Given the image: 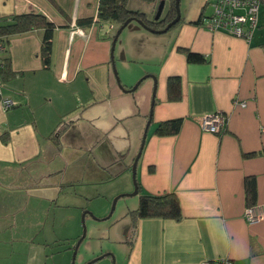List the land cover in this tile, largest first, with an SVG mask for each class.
I'll list each match as a JSON object with an SVG mask.
<instances>
[{
  "label": "crops",
  "instance_id": "0c3cea01",
  "mask_svg": "<svg viewBox=\"0 0 264 264\" xmlns=\"http://www.w3.org/2000/svg\"><path fill=\"white\" fill-rule=\"evenodd\" d=\"M98 1L0 0V19L39 13L55 27L48 65L42 30L11 37L1 54L9 73L0 71V264H68L62 254L80 237L68 208L118 179L106 190L121 196L119 214L129 219L123 241H113L120 264H264V7L249 41L209 31L198 22L211 14L208 0H187L166 33L131 22L111 50L119 27L97 21ZM218 113L227 118L221 133L202 130L199 119ZM172 120L176 134L155 133ZM146 127L140 191L126 198ZM246 179H254L252 207ZM162 194L177 197L179 221L132 218L140 195ZM248 208L261 218L249 222ZM107 250L99 256L112 260Z\"/></svg>",
  "mask_w": 264,
  "mask_h": 264
},
{
  "label": "trees",
  "instance_id": "16d2710c",
  "mask_svg": "<svg viewBox=\"0 0 264 264\" xmlns=\"http://www.w3.org/2000/svg\"><path fill=\"white\" fill-rule=\"evenodd\" d=\"M131 1L133 0H99L97 21L101 23H112L120 27L125 21L129 19H138L141 20L144 25L156 30H160L175 18V0H164V8H167L166 13L164 16L161 15L158 20L148 17L137 9H132V7L129 6ZM138 1L146 4H152L156 11V8L161 0ZM209 2L210 0H208V4ZM260 5L264 7V0L261 1ZM201 20L202 19L200 17L198 22H201ZM78 24L82 27H87L91 25V20L89 19L79 21ZM54 29V25L42 14L24 13L13 15L10 18L0 19V43L7 45L8 40L13 36L22 35L34 30H42L43 37L40 56L42 57L45 65H48ZM187 59L188 61H202V57L196 56L190 52L187 53ZM0 71L5 74L9 73V59L2 57L1 54ZM170 82L171 84L178 85L177 79H173ZM179 127L180 120L167 121L160 123L155 133L159 136L174 135L178 132ZM254 187V179L245 180L246 207H252L255 204ZM137 191L138 193L140 191L138 184ZM130 215L134 219L159 218L179 221L182 218L180 204L174 194L140 195L138 207L136 210L130 212Z\"/></svg>",
  "mask_w": 264,
  "mask_h": 264
},
{
  "label": "rangeland",
  "instance_id": "374dc122",
  "mask_svg": "<svg viewBox=\"0 0 264 264\" xmlns=\"http://www.w3.org/2000/svg\"><path fill=\"white\" fill-rule=\"evenodd\" d=\"M185 2H187V0H182V2L179 4L180 16H181V8L185 5ZM129 6H131L132 9H137V10L139 9V11L141 12L149 8L148 4L139 2L138 0L131 1ZM166 9L167 8L165 7L162 12V16L165 15ZM206 12L208 13L210 12V7H208V10ZM154 15L155 13L152 16H150L149 12L147 11L148 17H151L153 19ZM129 178L132 182L133 180L131 174ZM119 180L120 179L113 182L112 185L103 186L105 190L103 193L100 192L101 196L89 200L86 203L84 202L82 203L81 201L79 203L77 202L78 208H74L72 210L68 208L67 217L69 218L70 222L73 221L77 223V230H78L77 234H79V236H81L82 234L81 218L82 215H84L85 237L83 238L80 246L78 247L77 253L75 255L74 264H85L89 260L94 259L97 256L101 255V253L103 254L107 253L106 251H108L107 250L108 248L113 250V252L110 253L114 256V260H115L114 263L120 264L124 254L122 253V249L116 246L115 243H113V241H123L124 227L122 224L124 220H127L129 223V219L127 218V216L124 217L122 216L123 218H121L119 214L120 209L122 208L121 207L122 199H120L119 203L118 201H116L114 210H112L113 212L111 211V214L109 215L113 199L116 197V196L112 197L111 193L115 190V187L118 184ZM106 189L109 190L112 189L111 193L108 192ZM129 196H131V194H129L128 197L126 198H129ZM81 209H83L82 212ZM71 214H73L72 219H70L69 217V215ZM70 234H72V232L69 231L68 229V237H70L69 236ZM76 242L77 240L73 239L68 242V245L70 243L71 246L74 247ZM72 253H73L72 251H66L65 253L62 254L67 256L68 264H71ZM59 258H62V256L60 255ZM94 264H112V260L109 257H103V259L95 262Z\"/></svg>",
  "mask_w": 264,
  "mask_h": 264
},
{
  "label": "built area",
  "instance_id": "2783aa9c",
  "mask_svg": "<svg viewBox=\"0 0 264 264\" xmlns=\"http://www.w3.org/2000/svg\"><path fill=\"white\" fill-rule=\"evenodd\" d=\"M262 0H210L211 14L202 18L201 22L209 31H222L231 36L250 40L257 27L258 13ZM6 51L5 45L0 43V54ZM4 109L14 105L10 99L3 100ZM246 103H240L244 107ZM227 118L223 114H209L199 119L202 130L220 134L226 126ZM255 208L245 211V218L249 222H255L261 218ZM202 264H232L229 259L205 261Z\"/></svg>",
  "mask_w": 264,
  "mask_h": 264
},
{
  "label": "water",
  "instance_id": "95a60500",
  "mask_svg": "<svg viewBox=\"0 0 264 264\" xmlns=\"http://www.w3.org/2000/svg\"><path fill=\"white\" fill-rule=\"evenodd\" d=\"M179 4H180V0H175L174 2V8H175V18L170 21L169 23H167V25L163 28V29H160V30H156V29H153V28H150L146 25H144V23L141 21V20H138V19H133V20H127L125 21L116 31L115 33V36L113 37V40H112V46H111V50L114 49V45L117 41V38L118 36L120 35V33L122 32V30L124 28H126L131 22H135L136 24H138L141 28H143L144 30L150 32V33H153V34H164L166 33L173 25H175L179 19H180V11H179ZM164 5H165V1L164 0H161L156 8V11H155V15H154V20H158L163 12V9H164ZM114 73L116 74V71H115V68H114ZM143 79L145 78H142L140 80L137 81V83L129 90V91H133L135 90L138 85L143 81ZM117 82H118V79H117ZM146 129L147 127L145 128V131H144V135H143V139H142V142H141V146H140V149L134 159V162H133V165H132V178H133V184H134V191L132 192L131 195H134L137 193V183H136V180H135V168H136V162H137V159L139 158L140 156V153H141V150H142V147H143V144H144V139H145V133H146ZM129 194H125V196H128ZM124 196V195H123ZM121 196H118L116 198L113 199V202H112V206H111V210H110V213L109 215L111 214V211L114 209L115 207V204H116V201L118 198H120ZM82 234L81 236L79 237V239L77 240L75 246H74V249H73V253H72V264H74V260H75V255L77 253V250H78V247L81 243V241L83 240V238L85 237V225H84V215L82 216ZM105 255H102V256H99L98 258L92 260L91 262H88L87 264H91V263H94L100 259H102ZM111 258H112V264H115L114 263V256L111 254L110 255Z\"/></svg>",
  "mask_w": 264,
  "mask_h": 264
},
{
  "label": "flooded vegetation",
  "instance_id": "af4514ba",
  "mask_svg": "<svg viewBox=\"0 0 264 264\" xmlns=\"http://www.w3.org/2000/svg\"><path fill=\"white\" fill-rule=\"evenodd\" d=\"M165 6V5H164ZM162 15V14H161ZM161 17V16H160Z\"/></svg>",
  "mask_w": 264,
  "mask_h": 264
}]
</instances>
